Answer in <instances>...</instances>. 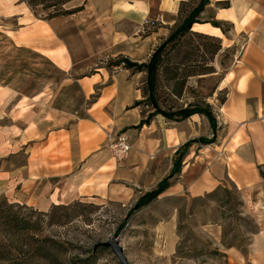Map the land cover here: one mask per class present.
<instances>
[{
	"label": "crops",
	"instance_id": "obj_1",
	"mask_svg": "<svg viewBox=\"0 0 264 264\" xmlns=\"http://www.w3.org/2000/svg\"><path fill=\"white\" fill-rule=\"evenodd\" d=\"M188 1L72 0L67 8L82 9L45 19L24 0H0L1 197L42 212L77 200L130 204L171 172L185 142L212 137L197 113L155 115L140 125L146 115L133 104L143 98L145 74L109 64L118 57L146 62ZM207 10L192 30L233 49L231 66L206 96L215 141L192 143L161 195L194 198L224 183L236 187L258 223L247 256L237 257L264 264V0H210L201 15ZM119 132L131 147L122 160L108 147Z\"/></svg>",
	"mask_w": 264,
	"mask_h": 264
},
{
	"label": "rangeland",
	"instance_id": "obj_2",
	"mask_svg": "<svg viewBox=\"0 0 264 264\" xmlns=\"http://www.w3.org/2000/svg\"><path fill=\"white\" fill-rule=\"evenodd\" d=\"M197 2L189 0L188 8ZM35 10L46 12L41 6ZM209 16L207 10L198 17L199 23L204 24ZM217 44L216 37L187 34L176 48H171V43L165 47L164 63L157 75L156 97L161 106L167 108L171 104L179 108L184 103L211 106L206 96L218 87L225 69L231 66L233 52L226 47L212 54L206 52V47L216 49ZM189 52L203 57L192 55L183 59ZM204 62L215 67L214 74L187 78L186 74L201 71ZM177 66L182 70H178L179 77L174 79L171 69ZM182 78L186 80L184 93L175 97ZM215 97L222 101L224 91L216 92ZM140 107L145 115L153 112L144 102ZM161 194L140 208L136 203L142 195L126 205L77 200L64 207H51L45 211L47 214L0 196V204H11L13 211L34 225L29 231L0 226V264H120L104 246L93 253L95 262L88 261L94 245L109 237L118 238L129 264H249L244 258L258 223L256 211L246 203L240 190L224 183L194 198ZM233 249L238 252L236 259L229 252ZM239 254L244 258L239 260Z\"/></svg>",
	"mask_w": 264,
	"mask_h": 264
},
{
	"label": "trees",
	"instance_id": "obj_3",
	"mask_svg": "<svg viewBox=\"0 0 264 264\" xmlns=\"http://www.w3.org/2000/svg\"><path fill=\"white\" fill-rule=\"evenodd\" d=\"M24 1L33 10H35L38 6H41L42 9L46 11V15L44 17L45 19H49L56 16L73 14L82 9V6L67 8L65 4L69 3L72 0H24ZM209 2L210 0H198L197 4L193 5V7H191L190 9L189 8L185 9V7L182 6L181 9L182 11L180 10V14H182L183 16L180 23H178L174 28H172L168 36L153 49L152 53L150 54L146 62L132 61L126 57H118L114 61L109 62L110 65H122L123 67L130 69L133 72H143L145 74L144 81L141 85V92L143 98L139 101H135L133 106L134 107L140 106L144 102L146 105H149L152 108L153 112L146 115V117L140 121L139 123L140 125L144 123H148L155 115H162L163 117L170 120H181L188 118L192 114L197 113L204 115L208 119L213 133L212 137L210 138L199 137L185 142L176 151V156L173 160V166L171 172L166 177L162 178L157 183L154 189L144 193L138 199L136 203L137 208L147 205L151 200L156 198L159 194L164 192L170 186V180L175 174L180 172L186 151L188 150V147L192 143L198 142L200 144H209L215 141L216 128H217L216 118L213 115L211 108L209 106L202 107L201 105L198 104H187L184 107L182 106L179 108H175L173 105L169 104L167 108H164L163 106H161V104L158 103L156 97L157 75L164 63L165 56L163 52L165 47L169 43H171V48H176L179 45V42H181L182 39L186 37L187 34L197 35L199 37H214L192 30L193 24L199 23L198 17L204 11L205 6ZM210 23L213 26L220 27L222 29L219 21L212 20L210 21ZM217 40H218V44L216 49L210 50L209 47H206L205 49L206 52L214 53L221 48L220 40L218 38ZM192 55L198 56L200 58L203 57L202 55H197L194 52H189L186 56H183V59L185 60L190 59ZM192 61H196V60H192ZM203 65L204 66L201 71L186 74L187 78L193 75H205V74L213 73L215 71L214 67L211 66L210 64L204 62ZM178 70H182V68H179L177 66L171 69V72L173 74L172 78L178 79L179 77ZM185 82H186L185 78H182L179 88L174 92L175 97L182 96L184 92L183 87L185 85ZM142 113L144 114L143 110ZM260 173L264 177V173L263 172ZM60 206L64 207L66 205L62 204ZM52 207L55 209L59 207V205H54ZM12 208L13 206L11 204L7 205L4 202L0 204V226L4 227L7 230L10 229H16L21 231L32 230L34 225L31 222V220L23 216H20L16 211H13ZM31 210L37 211L32 208ZM39 212L42 214H47L46 212H42V211ZM98 247H103V246H97L95 249L92 250V254L88 256L89 257L88 261H90L91 263L95 262L96 260V257L93 253L96 251Z\"/></svg>",
	"mask_w": 264,
	"mask_h": 264
},
{
	"label": "built area",
	"instance_id": "obj_4",
	"mask_svg": "<svg viewBox=\"0 0 264 264\" xmlns=\"http://www.w3.org/2000/svg\"><path fill=\"white\" fill-rule=\"evenodd\" d=\"M108 147L117 160H122L131 148L127 137L122 132H119L112 137H108Z\"/></svg>",
	"mask_w": 264,
	"mask_h": 264
},
{
	"label": "water",
	"instance_id": "obj_5",
	"mask_svg": "<svg viewBox=\"0 0 264 264\" xmlns=\"http://www.w3.org/2000/svg\"><path fill=\"white\" fill-rule=\"evenodd\" d=\"M97 246L109 248L120 264H129L124 249L117 237H109L106 241L98 242L94 245L93 249Z\"/></svg>",
	"mask_w": 264,
	"mask_h": 264
}]
</instances>
